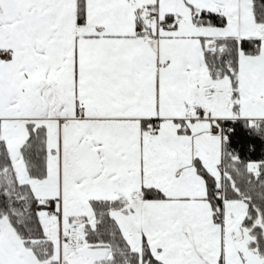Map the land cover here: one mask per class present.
<instances>
[{
	"label": "snow or ice",
	"instance_id": "1",
	"mask_svg": "<svg viewBox=\"0 0 264 264\" xmlns=\"http://www.w3.org/2000/svg\"><path fill=\"white\" fill-rule=\"evenodd\" d=\"M0 264H264V0H0Z\"/></svg>",
	"mask_w": 264,
	"mask_h": 264
}]
</instances>
